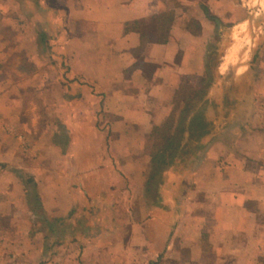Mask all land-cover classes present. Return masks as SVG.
Wrapping results in <instances>:
<instances>
[{"label": "crops", "instance_id": "obj_1", "mask_svg": "<svg viewBox=\"0 0 264 264\" xmlns=\"http://www.w3.org/2000/svg\"><path fill=\"white\" fill-rule=\"evenodd\" d=\"M0 264H264V0H0Z\"/></svg>", "mask_w": 264, "mask_h": 264}, {"label": "rangeland", "instance_id": "obj_2", "mask_svg": "<svg viewBox=\"0 0 264 264\" xmlns=\"http://www.w3.org/2000/svg\"><path fill=\"white\" fill-rule=\"evenodd\" d=\"M229 86V85H228ZM226 87V86H225ZM223 97H227L226 96V94H224L223 93ZM227 101H228V103L231 101V99L229 100V98L227 97ZM227 103V102H226ZM190 106V105H189ZM189 108V107H188ZM188 108H187V110H184V111H182L181 112V114H180V117H179V119L178 120H182L181 122H182V124H184L185 123V120H187V117L189 118V116H190V111L188 110ZM228 108H229V106H228ZM230 111V110H229ZM228 111V112H229ZM196 115H194L193 116V120H197L198 118L200 119V118H202L201 116H197V117H195ZM196 124H198V123H194V125H196ZM194 130V134H192L195 138L196 137H199V136H201V134H199L200 133V128H193ZM179 130H181V131H178L177 132V134H176V139H175V143L173 144V146L171 147V149H175V150H177V151H181L182 149H183V143H184V139H183V142L181 141V143L179 142V137L180 136H182V135H184L185 136V134L186 133H188V127H185V126H182L181 128H179ZM200 130V131H199ZM206 130V128H203V133H205L204 131ZM208 130H210V128H208ZM192 131V132H193ZM202 133V134H203ZM189 134V133H188ZM187 134V135H188ZM183 136V137H184ZM194 146L195 145V142H193V143H191L190 144V146Z\"/></svg>", "mask_w": 264, "mask_h": 264}, {"label": "trees", "instance_id": "obj_3", "mask_svg": "<svg viewBox=\"0 0 264 264\" xmlns=\"http://www.w3.org/2000/svg\"><path fill=\"white\" fill-rule=\"evenodd\" d=\"M169 129H170V128H169ZM169 129L166 130L165 132H162V133H161V136L164 137V139L167 138V136L169 135V133H170ZM160 146H161L160 152L163 151V150H164V151H165V150L167 151L168 149H170V148L173 146V143H171V142L162 143ZM158 156H159V154H158ZM162 157H163V156L160 154V157L158 158V157L156 156V159L158 158L159 160H161Z\"/></svg>", "mask_w": 264, "mask_h": 264}]
</instances>
